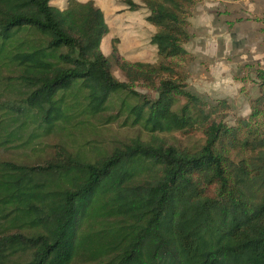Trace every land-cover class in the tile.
Masks as SVG:
<instances>
[{
  "label": "trees",
  "instance_id": "16d2710c",
  "mask_svg": "<svg viewBox=\"0 0 264 264\" xmlns=\"http://www.w3.org/2000/svg\"><path fill=\"white\" fill-rule=\"evenodd\" d=\"M53 1L0 0V152L58 139L41 162L0 159V264H264L263 136L251 128L240 138L172 68L113 48L117 80L100 50L101 8ZM139 1L123 3L145 9L157 56H186L192 0ZM139 81L156 95L137 92ZM117 121L145 137L88 155L85 133ZM195 130L203 143L192 150L163 136ZM229 144L247 154L233 178Z\"/></svg>",
  "mask_w": 264,
  "mask_h": 264
},
{
  "label": "rangeland",
  "instance_id": "374dc122",
  "mask_svg": "<svg viewBox=\"0 0 264 264\" xmlns=\"http://www.w3.org/2000/svg\"><path fill=\"white\" fill-rule=\"evenodd\" d=\"M93 1L101 8L108 26V34L100 44L105 56L112 54L115 48L119 58L127 62L162 64L172 68L173 78L204 103L211 119L222 120L228 127L238 126L240 138L251 128L264 138V0H192L186 14L190 36L184 44L187 55L167 60L157 56L149 41L156 29L145 21L143 7L130 11L123 0ZM109 58L112 75L125 81L124 75ZM161 76L169 75L165 71ZM134 87L149 98L156 95V91L144 82H136ZM82 96L77 93L72 98L79 102ZM137 136L145 137L138 128L125 126L121 121L104 125L96 122L95 129L85 133L87 145L84 150L90 156H97ZM163 136L183 149H197L203 143L200 130ZM44 141L46 144L34 151L9 149L0 152V159L30 164L41 162L51 156L52 148L46 145L55 144L58 139L50 137ZM221 151L229 162L228 174L233 178L237 166H246L247 154L231 144ZM249 178L252 175L249 174ZM248 191L259 194L256 186H251ZM96 224L94 227L98 228L100 224Z\"/></svg>",
  "mask_w": 264,
  "mask_h": 264
},
{
  "label": "crops",
  "instance_id": "0c3cea01",
  "mask_svg": "<svg viewBox=\"0 0 264 264\" xmlns=\"http://www.w3.org/2000/svg\"><path fill=\"white\" fill-rule=\"evenodd\" d=\"M53 3H55V4L61 3V0L60 1L59 0H54Z\"/></svg>",
  "mask_w": 264,
  "mask_h": 264
}]
</instances>
